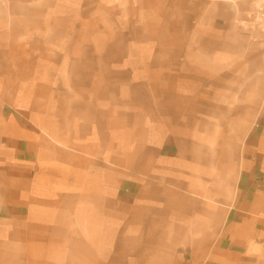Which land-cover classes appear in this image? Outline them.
Instances as JSON below:
<instances>
[{"label": "crops", "instance_id": "0c3cea01", "mask_svg": "<svg viewBox=\"0 0 264 264\" xmlns=\"http://www.w3.org/2000/svg\"><path fill=\"white\" fill-rule=\"evenodd\" d=\"M257 1L0 0V264H264Z\"/></svg>", "mask_w": 264, "mask_h": 264}, {"label": "built area", "instance_id": "2783aa9c", "mask_svg": "<svg viewBox=\"0 0 264 264\" xmlns=\"http://www.w3.org/2000/svg\"><path fill=\"white\" fill-rule=\"evenodd\" d=\"M260 3H261V1H257V4H258V6L256 7V9L258 10L257 12H262V10H264V6H260Z\"/></svg>", "mask_w": 264, "mask_h": 264}]
</instances>
